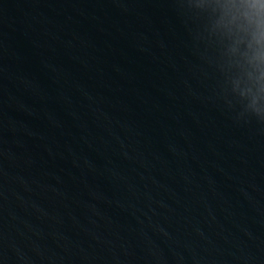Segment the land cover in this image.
Listing matches in <instances>:
<instances>
[{
	"label": "water",
	"instance_id": "water-1",
	"mask_svg": "<svg viewBox=\"0 0 264 264\" xmlns=\"http://www.w3.org/2000/svg\"><path fill=\"white\" fill-rule=\"evenodd\" d=\"M206 7L0 0V264H264V126L194 39L246 65L255 5Z\"/></svg>",
	"mask_w": 264,
	"mask_h": 264
},
{
	"label": "clouds",
	"instance_id": "clouds-1",
	"mask_svg": "<svg viewBox=\"0 0 264 264\" xmlns=\"http://www.w3.org/2000/svg\"><path fill=\"white\" fill-rule=\"evenodd\" d=\"M255 5L250 42L245 52L247 64H238L220 50L211 47L209 35L196 31L194 39L204 45L202 59L214 67L220 75L218 96L232 111L236 119L245 123L255 121L264 126V0H249ZM180 9L188 18L207 14L206 5L212 0H177ZM234 51V50H230Z\"/></svg>",
	"mask_w": 264,
	"mask_h": 264
}]
</instances>
